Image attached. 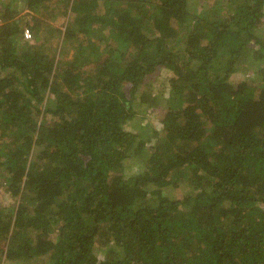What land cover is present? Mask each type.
<instances>
[{"label":"trees","instance_id":"obj_1","mask_svg":"<svg viewBox=\"0 0 264 264\" xmlns=\"http://www.w3.org/2000/svg\"><path fill=\"white\" fill-rule=\"evenodd\" d=\"M10 2L0 262L264 264V0H23L24 24Z\"/></svg>","mask_w":264,"mask_h":264},{"label":"rangeland","instance_id":"obj_2","mask_svg":"<svg viewBox=\"0 0 264 264\" xmlns=\"http://www.w3.org/2000/svg\"><path fill=\"white\" fill-rule=\"evenodd\" d=\"M7 2H10V0H7ZM211 3L213 2V0H193L192 2V11L195 13L197 12L198 8H203L204 4L203 3ZM13 6H16L17 4L21 3V6H19V11H20V16H21V23L24 24L26 22L32 23L33 21V17L37 16L35 14L34 11L27 9V6L24 4L23 0H11L10 2ZM64 19V18H62ZM54 25L58 26L59 24L55 21ZM31 31V30H30ZM32 32V31H31ZM25 42L31 40V42H33L34 40V36H33V32H32V37L30 39H26L24 36L23 39ZM57 39L53 40V48L56 49L57 48ZM24 43V42H23ZM58 51V56H60V49L57 48ZM75 54V49L73 47H69V50L66 51V60H71V58L74 56ZM172 77V73L171 71H169L168 69H163L161 70V72L159 73V77L158 82L156 83L157 79L155 82H153V84H157V87L160 89L162 88V86H160L161 83H165L166 85V89L164 91V93H166V97L169 96V86L167 87V82L168 80ZM248 79L249 81L253 80V79H257L256 75L253 73V71H245L244 69H240L239 71H237L236 73H234L232 75V80L233 81H237V80H245ZM156 92H158V90H155ZM165 97V98H166ZM167 101V100H166ZM165 106V105H163ZM144 125H154L156 127L157 130H159V128L161 126L160 125V121L159 118L157 116V114L152 113L149 115V118H147L144 123ZM130 128V126H128ZM152 127V126H150ZM155 144V143H154ZM145 169V163L142 162L140 159L137 160H127L126 164H125V173L127 176L132 175V174H136V173H140L142 170ZM171 194L174 195L176 198L182 197L184 196L187 192H189L188 190V185L187 184H182L181 188L178 189H169ZM19 198H12V196L10 194L7 193V188H6V180L5 177L0 175V205L2 207H5L7 209H9V207H17V205H19ZM30 233L33 235L34 231L31 230ZM1 257V255H0ZM98 257L100 259V261L104 260L105 254L103 251H99L98 253ZM2 262H0V264H15V263H11L9 260L6 259V257L4 256L2 258ZM19 264H27V262L25 261H19ZM35 264H42L40 262L35 263Z\"/></svg>","mask_w":264,"mask_h":264},{"label":"built area","instance_id":"obj_3","mask_svg":"<svg viewBox=\"0 0 264 264\" xmlns=\"http://www.w3.org/2000/svg\"><path fill=\"white\" fill-rule=\"evenodd\" d=\"M7 2V0H0V13L2 11V7H3V3ZM2 23V18L0 17V24ZM25 38L26 39H30L32 37V32L30 31L29 28L25 29Z\"/></svg>","mask_w":264,"mask_h":264}]
</instances>
